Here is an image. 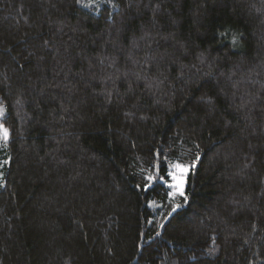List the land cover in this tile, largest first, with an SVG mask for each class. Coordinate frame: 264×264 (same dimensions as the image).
<instances>
[{
  "label": "trees",
  "instance_id": "trees-1",
  "mask_svg": "<svg viewBox=\"0 0 264 264\" xmlns=\"http://www.w3.org/2000/svg\"><path fill=\"white\" fill-rule=\"evenodd\" d=\"M0 110V264H264V0H0Z\"/></svg>",
  "mask_w": 264,
  "mask_h": 264
},
{
  "label": "snow or ice",
  "instance_id": "snow-or-ice-1",
  "mask_svg": "<svg viewBox=\"0 0 264 264\" xmlns=\"http://www.w3.org/2000/svg\"><path fill=\"white\" fill-rule=\"evenodd\" d=\"M77 2L79 3L80 0H77ZM2 111V110H0ZM0 138L7 140L8 139V131L7 129L3 128L2 125H0ZM175 169V171L170 170L168 172V176L171 178L172 183L168 184V187L170 189H172V191H170L168 194L170 197L174 196L175 194H179L180 196L184 197V200L187 201V196L184 192V184H185V176L187 174V172L189 171L188 166H184L181 165L179 163L171 166ZM147 180L152 181L153 179H155V177L153 176H148L146 177ZM163 179V178H161ZM179 207V205H176L173 208V212H175L177 210V208ZM171 215V213H170Z\"/></svg>",
  "mask_w": 264,
  "mask_h": 264
},
{
  "label": "rangeland",
  "instance_id": "rangeland-1",
  "mask_svg": "<svg viewBox=\"0 0 264 264\" xmlns=\"http://www.w3.org/2000/svg\"><path fill=\"white\" fill-rule=\"evenodd\" d=\"M184 166H187V165H184ZM189 168V167H188ZM172 171H175V169L172 167V169H171ZM186 177V176H185ZM169 183H172V181H170V182H168L167 183V185L169 184ZM185 185V184H184ZM172 190V189H171Z\"/></svg>",
  "mask_w": 264,
  "mask_h": 264
}]
</instances>
